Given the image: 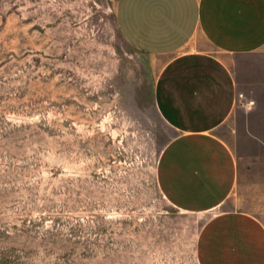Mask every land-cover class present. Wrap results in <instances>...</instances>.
<instances>
[{
  "label": "rangeland",
  "instance_id": "374dc122",
  "mask_svg": "<svg viewBox=\"0 0 264 264\" xmlns=\"http://www.w3.org/2000/svg\"><path fill=\"white\" fill-rule=\"evenodd\" d=\"M116 4L0 0V264H197L208 215L157 186L163 61L127 44ZM237 110L218 130L235 147Z\"/></svg>",
  "mask_w": 264,
  "mask_h": 264
},
{
  "label": "crops",
  "instance_id": "0c3cea01",
  "mask_svg": "<svg viewBox=\"0 0 264 264\" xmlns=\"http://www.w3.org/2000/svg\"><path fill=\"white\" fill-rule=\"evenodd\" d=\"M115 16L128 45L163 61L154 103L175 135L157 186L178 211L208 215L197 264H264V151L248 146L264 139V0H117ZM239 98L235 147L218 130L242 124Z\"/></svg>",
  "mask_w": 264,
  "mask_h": 264
},
{
  "label": "built area",
  "instance_id": "2783aa9c",
  "mask_svg": "<svg viewBox=\"0 0 264 264\" xmlns=\"http://www.w3.org/2000/svg\"><path fill=\"white\" fill-rule=\"evenodd\" d=\"M250 104H251V102H250Z\"/></svg>",
  "mask_w": 264,
  "mask_h": 264
}]
</instances>
